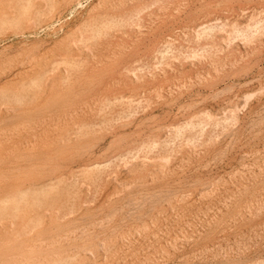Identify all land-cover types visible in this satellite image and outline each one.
Listing matches in <instances>:
<instances>
[{"label":"rangeland","instance_id":"1","mask_svg":"<svg viewBox=\"0 0 264 264\" xmlns=\"http://www.w3.org/2000/svg\"><path fill=\"white\" fill-rule=\"evenodd\" d=\"M49 1L0 0V261L264 264V0Z\"/></svg>","mask_w":264,"mask_h":264},{"label":"bare ground","instance_id":"2","mask_svg":"<svg viewBox=\"0 0 264 264\" xmlns=\"http://www.w3.org/2000/svg\"><path fill=\"white\" fill-rule=\"evenodd\" d=\"M3 1H4V0H3ZM13 1H14V0H13ZM18 1H19V0H18ZM65 1H67V0H65ZM68 1H69V0H68ZM68 1H67V2H68ZM70 1H72V0H70ZM101 1H102V0H101ZM128 1H129V0H128ZM131 1H132V0H131ZM148 1H149V0H148ZM153 1H155V0H153ZM161 1H162V0H161ZM1 2H2V1H1ZM7 2H8V1H7ZM7 2H6V3H7ZM9 2H10V1H9ZM20 2H21V1H20ZM33 2H34V1H33ZM49 2H52V0L49 1ZM77 2H78V1H77ZM144 2H145V1H144ZM181 2H182V1H181ZM47 3H48V2H47ZM53 3H54V2H53ZM63 3H64V2H63ZM68 3H69V2H68ZM102 3H103V2H102ZM3 4H4V3H3ZM25 4H26V2H25ZM32 4H34V3H32ZM40 4H41V3H40ZM64 4L66 5V3H64ZM125 4H126V3H125ZM166 4H167V3H166ZM262 4H263V3H262ZM8 5H9V4H8ZM18 5H21V4H18ZM30 5H31V4H30ZM30 5H29V6H30ZM53 5H54V4H53ZM70 5H71V4H70ZM83 5H84V4H83ZM119 5H120V4H119ZM161 5H162V4H161ZM202 5H203V4H202ZM23 6H24V5H23ZM32 6H33V5H32ZM55 6H56V4H55ZM150 6H151V5H150ZM166 6H167V5H166ZM179 6H180V5H179ZM179 6H178V7H179ZM200 6H201V5H200ZM210 6H211V5H210ZM0 7H1V6H0ZM9 7H10V6H9ZM12 7H14V6H12ZM43 7H44V6H43ZM45 7H46V6H45ZM146 7H147V6H146ZM153 7H154V6H153ZM204 7H205V6H204ZM259 7H260V6H259ZM7 8H8V6H7ZM17 8H18V7H17ZM21 8H22V7H21ZM27 8H28V7H27ZM29 8H30V7H29ZM50 8H51V7H50ZM116 8H117V7H116ZM161 8H162V7H161ZM198 8H199V7H198ZM12 9H13V8H12ZM41 9H42V8H41ZM53 9H54V7H53ZM137 9H138V8H137ZM167 9H168V8H167ZM199 9H200V8H199ZM13 10H14V9H13ZM30 10H31V8H30ZM93 10H94V9H93ZM4 11H5V10H4ZM41 11H42V10H41ZM45 11L48 12V10H45ZM49 11H50V10H49ZM164 11H165V10H164ZM21 12H22V11H21ZM39 12H40V11H39ZM51 12H52V11H51ZM145 12H146V11H145ZM166 12H167V11H166ZM193 12H194V11H193ZM31 13H32V12H31ZM132 13H133V12H132ZM175 13H176V12H175ZM241 13H242V12H241ZM253 13H254V12H253ZM3 14H4V13H3ZM17 14H18V13H17ZM49 14H50V13H49ZM176 14H177V13H176ZM178 14H179V13H178ZM256 14H257V13H256ZM10 15H11V14H10ZM26 15H27V14H26ZM102 15H105V14H102ZM151 15H152V14H151ZM198 15H200V14H198ZM221 15H222V14H221ZM240 15H241V14H240ZM11 16H12V15H11ZM249 16H251V15H249ZM261 16H262V15H261ZM22 17H23V16H22ZM30 17H31V16H30ZM30 17H29V18H30ZM57 17H58V16H57ZM95 17H97V16H95ZM98 17H99V15H98ZM108 17H110V15H108ZM111 17H113V16H111ZM195 17H196V16H195ZM236 17H237V16H236ZM263 17H264V16H263ZM0 18H1V17H0ZM24 18H25V17H24ZM101 18H102V16H101ZM114 18H115V17H114ZM122 18H123V17H122ZM162 18H163V17H162ZM239 18H240V17H239ZM248 18H249V17H248ZM1 19H2V18H1ZM3 19H6V18H3ZM15 19H16V17H15ZM25 19H26V18H25ZM91 19H92V18H91ZM103 19H104V18H103ZM125 19L128 20V18H125ZM212 19H213V18H212ZM6 20H7V19H6ZM9 20H10V19H9ZM31 20H32V19H31ZM89 20H90V19H89ZM94 20H95V19H93V21H94ZM97 20H98V19H97ZM217 20H218V18H217ZM3 21H4V20H3ZM23 21H24V20H23ZM27 21H28V20H27ZM27 21H24V22H27ZM107 21H108V20H107ZM137 21H138V20H137ZM192 21H193V20H192ZM203 21H205V20H203ZM208 21H209V20H208ZM11 22H13V21H11ZM20 22H22V21H20ZM37 22H38V21H37ZM118 22H119V21H118ZM134 22H135V21H134ZM8 23H9V21H8ZM35 23H36V22H35ZM81 23H82V22H81ZM191 23H192V22H191ZM195 23H196V22H195ZM212 23H213V22H212ZM13 24H14V23H13ZM13 24L11 23V27H14ZM23 24H24V23H23ZM41 24H42V23H41ZM82 24H83V23H82ZM84 24H85V23H84ZM84 24H83V25H84ZM93 24H95V23H93ZM100 24H101V23H100ZM192 24H193V23H192ZM226 24H227V23H226ZM5 25H6V24H5ZM19 25H21V23H20ZM25 25H26V24H25ZM30 25H31V23H30ZM39 25H40V24H39ZM86 25L88 26V24H86ZM90 25H91V24H90ZM90 25H89V26H90ZM27 26H28V25H27ZM31 26H32V25H31ZM81 26H82V25H81ZM84 26H85V25H84ZM245 26H246V25H245ZM0 27H1V26H0ZM21 27H22V26H21ZM109 27H110V26H109ZM117 27H118V26H117ZM131 27H132V26H131ZM202 27H203V26H202ZM9 28H10V27H9ZM18 28H19V27H18ZM27 28H28V27H27ZM95 28H96V27H95ZM127 28H128V27H127ZM190 28H191V27H190ZM3 29H4V27H3ZM118 29H119V28H118ZM243 29H244V28H243ZM9 30H10V29H9ZM21 30H22V28H21ZM84 30H85V29H84ZM86 30H87V29H86ZM111 30L113 31V29H111ZM115 30H117V29H115ZM136 30H137V29H136ZM190 30H191V29H190ZM18 31H19V30H18ZM5 32H6V31H5ZM108 32H109V31H108ZM83 33H84V32H83ZM102 33H103V32H102ZM106 33H107V32H106ZM110 33H111V32H110ZM74 34H75V33H74ZM90 34H91V33H90ZM114 34H115V33H114ZM177 34H178V33H177ZM181 34H182V33H181ZM195 34H196V33H195ZM262 34H263V33H262ZM79 35H80V34H79ZM101 35H102V34H101ZM108 35H109V34H108ZM65 36H66V35H65ZM67 36H68V35H67ZM71 36H72V35H71ZM85 36H86V35H85ZM123 36H124V35H123ZM195 36H196V35H195ZM210 36H211V35H210ZM82 38H83V37H82ZM105 38H106V37H105ZM109 38H110V37H109ZM66 39H67V38H66ZM66 39H65V40H66ZM78 39H79V38H78ZM83 39H84V38H83ZM182 39H183V38H182ZM258 40H259V39H258ZM61 41H62V40H61ZM95 41H96V40H95ZM226 41H227V40H226ZM62 42H63V41H62ZM92 42H93V41H92ZM105 42H106V41H105ZM197 42H198V41H197ZM89 43H90V42H89ZM174 43H175V42H174ZM60 44H61V43H60ZM83 44H84V42H83ZM83 44H81V45H83ZM93 44H94V42H93ZM93 44H92V45H93ZM172 44H173V43H172ZM108 45H109V44H108ZM82 47H83V46H82ZM85 47H86V46H84L83 48H85ZM98 47H99V46H98ZM119 47H120V46H119ZM146 47H147V46H146ZM161 47H162V46H161ZM262 47H263V46H262ZM91 48H92V47H91ZM92 49H93V48H92ZM172 49H173V48H172ZM174 49H175V48H174ZM185 49H186V48H185ZM188 49H189V48H188ZM122 50H123V48H122ZM80 51H81V50H80ZM92 51H93V50H92ZM170 51H172V50H170ZM183 51H184V50H183ZM216 51H217V50H216ZM81 52H82V51H81ZM87 52H89V51H87ZM188 52H189V51H188ZM78 53H79V52H78ZM173 53H174V52H173ZM68 55H69V54H68ZM85 55H86V53H85ZM152 55H153V54H152ZM216 55H217V54H216ZM87 56H88V55H87ZM119 56H120V55H119ZM124 56H126V55H124ZM177 56H178V55H177ZM229 56H230V55H229ZM244 56H245V55H244ZM91 57H92V55H91ZM151 57H152V56H151ZM181 57H182V56H181ZM190 57H191V56H190ZM210 57H211V56H210ZM239 57H240V56H239ZM3 58H4V57H3ZM67 58H68V57H67ZM72 58H73V57H72ZM182 58H183V57H182ZM47 59H48V58H47ZM76 59H77V58H76ZM61 60H62V59H61ZM71 60H72V59H71ZM79 60H80V59H79ZM84 60H85V59H84ZM196 60H197V59H196ZM198 60H200V59H198ZM204 60H205V59H204ZM219 60H220V59H219ZM244 60H245V59H244ZM11 61H12V58H11ZM43 61H44V60H43ZM193 61H194V60H193ZM5 62H7V61H5ZM48 62H49V61H48ZM54 62H55V61H54ZM54 62H53V63H54ZM65 62H66V61H65ZM68 62H69V61H68ZM76 62L78 63V60H77ZM76 62H75V63H76ZM135 62H136V61H135ZM176 62H177V61H176ZM184 62H185V61H184ZM12 63H13V62H12ZM79 63H80V62H79ZM79 63H78L77 65H79ZM84 63H85V62H84ZM99 63H100V62H99ZM181 63H182V61H181ZM190 63H191V62H190ZM7 64H8V63H7ZM43 64H44V63H43ZM239 64H240V63H239ZM4 65H5V64H4ZM4 65H3V66H4ZM9 65H10V64H9ZM75 65H76V64H75ZM84 65H85V64H84ZM100 65H101V64H100ZM133 65H134V64H133ZM221 65H222V64H221ZM55 66H56V65H55ZM222 66H223V65H222ZM65 67H66V66H65ZM71 67H72V64H71ZM82 67H83V66H82ZM133 67H134V66H133ZM147 67H148V66H147ZM166 67H167V66H166ZM166 67H165V68H166ZM200 67H201V66H200ZM230 67H231V66H230ZM5 68H6V67H5ZM8 68H9V66H8ZM39 68H40V67H39ZM242 68H243V67H242ZM249 68H250V67H249ZM3 69H4V68H3ZM40 69H41V68H40ZM54 69H55V68H54ZM56 69H57V68H56ZM124 69H125V68H124ZM232 69H233V68H232ZM1 70H2V68H1ZM4 70H5V69H4ZM28 70H29V68H28ZM67 70H68V69H67ZM161 70H162V69H161ZM244 70H245V69H244ZM247 70H248V68H247ZM57 71H58V70H57ZM2 72H3V71H2ZM4 72H5V71H4ZM46 72H47V71H46ZM51 72H52V71H51ZM58 72H59V71H58ZM72 72H74V71H72ZM213 72H216V71H213ZM224 72H225V71H224ZM224 72H223V73H224ZM0 73H1V72H0ZM44 73H45V72H44ZM160 73H161V72H160ZM201 73H202V72H201ZM39 74H40V73H39ZM39 74H38V75H39ZM42 74H43V73H42ZM50 74H51V73H50ZM70 74H71V73H70ZM75 74H76V73H75ZM81 74H84V73L82 72ZM33 75H34V74H33ZM73 75H74V74H73ZM179 75H180V74H179ZM218 75H219V74H218ZM263 75H264V74H263ZM34 76H35V75H34ZM40 76H41V75H40ZM197 76H198V75H197ZM15 77H16V76H15ZM88 77H89V76H88ZM29 78H30V77H29ZM32 78H33V77H32ZM32 78H31V79H32ZM39 78H40V77H39ZM60 78H62V77H60ZM140 78H141V77H140ZM140 78H139V79H140ZM195 78H196V77H195ZM199 78H200V77H199ZM46 79H47V78H46ZM62 79H63V78H62ZM108 79H109V78H108ZM208 79H209V78H208ZM26 80H27V79H26ZM90 80H91V79H90ZM186 80H187V79H186ZM196 80H197V79H196ZM202 80H203V79H202ZM17 81H18V80H17ZM66 81H67V80H66ZM92 81H93V80H92ZM95 81H96V80H95ZM99 81H100V80H99ZM11 82H12V81H11ZM13 82H14V81H13ZM13 82H12V83H13ZM21 82H22V81H21ZM45 82H46V80H45ZM64 82H65V81H64ZM100 82H102V81H100ZM136 82H137V81H136ZM197 82H198V81H197ZM202 82H204V81H202ZM15 83H16V81H15ZM26 83H27V82H26ZM42 83H43V81H42ZM42 83H41V84H42ZM66 83H68V82H66ZM89 83H90V82H89ZM97 83H98V82H97ZM24 84H25V82H24ZM37 84H38V83H37ZM51 84H52V83H51ZM54 84H55V83H54ZM87 84H88V83H87ZM117 84H118V83H117ZM187 84H188V83H187ZM191 84H192V82H191ZM197 84H198V83H197ZM197 84H196V85H197ZM199 84H201V83H199ZM10 85H11V84H10ZM57 85H58V84H57ZM65 85H66V84H65ZM65 85H64V87H65ZM68 85H69V84H68ZM84 85H85V84H84ZM88 85H89V84H88ZM0 86H1V85H0ZM51 86H52V85H51ZM53 86H54V85H53ZM242 86H243V85H242ZM7 87H8V86H7ZM11 87H12V85H11ZM17 87H19V86H17ZM55 87H57V86L55 85ZM68 87H69V86H68ZM92 87H93V85H92ZM182 87H183V86H182ZM190 87H191V86H190ZM20 88H21V87H20ZM34 88H35V87H34ZM65 88H66V87H65ZM65 88H64V89H65ZM94 88H95V87H94ZM137 88H138V87H136V89H137ZM238 88H239V87H238ZM1 89H2V88H1ZM39 89H40V88H39ZM74 89H75V88H74ZM131 89H133V88H130V90H131ZM136 89H135V90H136ZM143 89H144V88H143ZM145 89H147V88H145ZM153 89H154V88H153ZM18 90H19V89H18ZM25 90H26V89H25ZM25 90H24V92L26 93ZM43 90H44V89H43ZM69 90H70V89H69ZM92 90H93V89H92ZM139 90H141V89H138V91H139ZM221 90H222V89H221ZM6 91H7V90H6ZM11 91H13V90H11ZM30 91H32V90H30ZM63 91H65V90H63ZM67 91H68V90H67ZM150 91H151V90H150ZM150 91H149V92H150ZM229 91H230V90H229ZM4 92H5V91H4ZM22 92H23V91H22ZM36 92H37V91H36ZM99 92H100V91H99ZM117 92H118V91H117ZM130 92H131V91H130ZM149 92H148V93H149ZM153 92H154V90H153ZM153 92H152V93H153ZM160 92H161V91H160ZM219 92H220V91H219ZM11 93H12V92H10V94H11ZM32 93H34V92L32 91ZM49 93H50V92H49ZM94 93H95V92H94ZM96 93H97V92H96ZM96 93H95V94H96ZM168 93H169V92H168ZM228 93H229V92H228ZM246 93H247V92H246ZM14 94H15V93H14ZM71 94H72V93H71ZM212 94H213V93H212ZM214 94H215V93H214ZM225 94H226V93H225ZM0 95H1V94H0ZM21 95H22V94H21ZM54 95H55V94H54ZM54 95H53V96H54ZM82 95H83V94H82ZM129 95H130V94H129ZM129 95H128V96H129ZM154 95H155V93H154ZM8 96H9V94H8ZM23 96H25V95H23ZM57 96H58V94H57ZM94 96H95V95H94ZM98 96H99V95H98ZM118 96H119V94H118ZM118 96H117V97H118ZM120 96H121V94H120ZM126 96H127V95H126ZM128 96H127V98H129ZM142 96H143V94L141 95V97H142ZM156 96H157V95H156ZM249 96H250V95H249ZM252 96H253V94H252ZM1 97H2V96H1ZM25 97H26V96H25ZM28 97H29V95H28ZM58 97H59V96H58ZM75 97H76V95H75ZM95 97H96V96H95ZM105 97H106V96H105ZM112 97H113V96H112ZM130 97H131V96H130ZM134 97H136V96H133V98H134ZM137 97H139V96H137ZM137 97H136V98H137ZM143 97H144V96H143ZM204 97H205V96H204ZM245 97H247V96H245ZM245 97H244V98H245ZM10 98H11V97H10ZM30 98H31V96H30ZM48 98H49V97H48ZM107 98H109V97H107ZM123 98H124V97H123ZM136 98H135V99H136ZM205 98H206V97H205ZM244 98H243V99H244ZM1 99H2V98H1ZM23 99H24V98H23ZM25 99H26V98H25ZM33 99H34V98H33ZM46 99H47V97H46ZM111 99H112V98H111ZM2 100H3V99H2ZM15 100H16V98H15ZM65 100H66V99H65ZM65 100H64V101H65ZM208 100H209V99H208ZM214 100H215V99H214ZM238 100H239V99H238ZM240 100H241V99H240ZM248 100H250V99H248ZM22 101H23V100H22ZM27 101H28V100H27ZM27 101H25V102L27 103ZM33 101H34V100H33ZM33 101H32V103H33ZM58 101H59V100H58ZM67 101H68V100H67ZM70 101H71V100H70ZM100 101H101V99H100ZM100 101H98V103H99ZM102 101H103V100H102ZM102 101H101V102H102ZM136 101H137V100H136ZM236 101H237V100H236ZM242 101H243V100H242ZM5 102H6V100H5ZM5 102H4V103H5ZM10 102H11V100H10ZM35 102H36V101H35ZM54 102H55V101H54ZM245 102H246V101H245ZM11 103H12V102H11ZM29 103H30V102H29ZM60 103H61V102H60ZM124 103H125V102H124ZM199 103H200V102H199ZM243 103H244V102H243ZM9 104H10V103H9ZM18 104H19V103H18ZM20 104H21V103H20ZM20 104H19V105H20ZM24 104H25V103H24ZM42 104H43V103H42ZM58 104H59V103H58ZM73 104H75V103H73ZM73 104H72V105H73ZM81 104H82V103H81ZM93 104H94V103H93ZM93 104H92V105H93ZM144 104H145V103H144ZM234 104H235V103H234ZM1 105H2V103H1ZM19 105H18V106H19ZM27 105H28V104H27ZM32 105H33V104H32ZM44 105H45V104H44ZM44 105H43V106H44ZM47 105H48V104H47ZM66 105H67V104H66ZM84 105H85V103H84ZM88 105H89V104H88ZM88 105H85V106H88ZM96 105H97V104H96ZM98 105H99V104H98ZM153 105H154V104H153ZM22 106H23V105H22ZM74 106H75V105H74ZM74 106H73V107H74ZM89 106H90V105H89ZM126 106H127V105H126ZM15 107H16V106H15ZM20 107H21V106H20ZM24 107H25V106H24ZM28 107H29V106H28ZM37 107H38V106H37ZM45 107H46V105H45ZM94 107L97 108V106H95V105H94ZM101 107H102V106H101ZM142 107H143V105H142ZM0 108H1V107H0ZM22 108H23V107H22ZM38 108H39V107H38ZM43 108H44V107H43ZM80 108H81V107H80ZM89 108H90V107H89ZM124 108H126V107H124ZM124 108H123V109H124ZM193 108H194V107H193ZM234 108H235V107H234ZM244 108H245V107H244ZM28 109H29V108H28ZM46 109H47V108H46ZM61 109H62V108H61ZM63 109H64V108H63ZM84 109H86V108H84ZM115 109H116V108H115ZM120 109H121V108H120ZM32 110H33V109H32ZM40 110H41V109H40ZM59 110H60V109H59ZM77 110H78V109H77ZM137 110H138V109H137ZM235 110H236V108H235ZM235 110H234V111H235ZM29 111H30V109H29ZM29 111H28V112H29ZM88 111H89V109H88ZM116 111H117V110H116ZM118 111H119V110H118ZM231 111H232V110H231ZM36 112H37V111H36ZM73 112H74V111H73ZM76 112H77V111H76ZM79 112H82V111L79 110ZM89 112H90V111H89ZM93 112H94V110H93ZM113 112H114V111H113ZM120 112H121V111H120ZM141 112H142V111H141ZM238 112H239V111H238ZM13 113H14V112H13ZM56 113H57V112H56ZM58 113H59V112H58ZM60 113H61V112H60ZM64 113H65V112H64ZM84 113H85V112H84ZM94 113H95V112H94ZM114 113H115V112H114ZM239 113H240V112H239ZM250 113H251V112H250ZM25 114H26V113H25ZM29 114H30V112H29ZM33 114H34V113H33ZM36 114H37V113H36ZM85 114H86V113H85ZM111 114H112V113H111ZM222 114H223V113H222ZM23 115H24V113H23ZM27 115H28V113H27ZM31 115H32V114H31ZM49 115H50V114H49ZM61 115H62V114H61ZM96 115H97V114H96ZM96 115H95V116H96ZM244 115H245V114H244ZM255 115H256V114H255ZM35 116H37V115H35ZM57 116H58V115H57ZM100 116H101V115H100ZM30 117H31V116H30ZM68 117H70V116H68ZM71 117H72V116H71ZM75 117H76V116H75ZM91 117H93V116H91ZM114 117H115V115H114ZM153 117H154V116H153ZM255 117H256V116H255ZM3 118H4V117H3ZM23 118H24V116H23ZM25 118H26V117H25ZM55 118L58 119V117H55ZM61 118H62V117H61ZM73 118H74V117H73ZM98 118H99V117H98ZM98 118H96V119H98ZM193 118H194V117H193ZM212 118H213V117H212ZM21 119H22V118H21ZM43 119H44V118H43ZM46 119H48V118H46ZM50 119H51V118H50ZM50 119H49V120H50ZM52 119H53V117H52ZM64 119H65V118H64ZM69 119H71V118H69ZM99 119H100V118H99ZM32 120H33V119H32ZM37 120H38V119H37ZM62 120H63V119H62ZM88 120H89V119H88ZM93 120H95V117H94ZM188 120H190V119H188ZM22 121H23V120H22ZM29 121H30V120H29ZM56 121H57V120H56ZM56 121H55V122H56ZM58 121H60V120H58ZM72 121H73V120H72ZM96 121H97V120H96ZM99 121H100V120H99ZM141 121H142V120H141ZM255 121H256V120H255ZM31 122H32V121H31ZM38 122H39V120H38ZM43 122H44V121H43ZM47 122H48V121H47ZM52 122H53V121H52ZM55 122H54V123H55ZM69 122H71V121H69ZM79 122H80V119H79ZM85 122H86V121H85ZM97 122H98V121H97ZM253 122H254V121H253ZM27 123H28V122H27ZM36 123H37V122H36ZM44 123H45V122H44ZM82 123H83V121H82ZM86 123H87V122H86ZM88 123H89V122H88ZM90 123H91V121H90ZM95 123H96V122H95ZM124 123H125V122H124ZM259 123H260V122H259ZM22 124H25V123L22 122ZM30 124H31V123H30ZM60 124H61V123H60ZM63 124H64V123H63ZM66 124H67V122H66ZM79 124H80V123H79ZM79 124H78V125H79ZM92 124H93V123H92ZM170 124H171V123H170ZM56 125H58L57 122H56ZM56 125H55V126H56ZM71 125H72V123H71ZM73 125H74V124H73ZM78 125H77V126H78ZM4 126H6V125H4ZM10 126H11V125H10ZM16 126H17V125H16ZM16 126H15V127H16ZM27 126H28V125H27ZM64 126H65V125H64ZM67 126H68V125H66V127H67ZM8 127H9V126H8ZM25 127H26V125H25ZM33 127H36V125L33 126ZM33 127H29V128H33ZM45 127H47V125H46ZM71 127H72V126H71ZM115 127H116V126H115ZM16 128H17V127H16ZM53 128H54V126H53ZM56 128H57V127H56ZM61 128H62V127H61ZM72 128H73V127H72ZM157 128H158V127H157ZM166 128H167V127H166ZM249 128H250V127H249ZM256 128H257V127H256ZM263 128H264V127H263ZM5 129H6V128H5ZM50 129H51V128H50ZM68 129H71V128L68 127ZM260 129H261V128H260ZM14 130H15V129H14ZM17 130H18V129H17ZM57 130H58V129H57ZM59 130H60V129H59ZM76 130H77V129H76ZM116 130H117V129H116ZM0 131H1V130H0ZM28 131H29V130H28ZM66 131H67V129H66ZM70 131H72V130H70ZM70 131H69V132H70ZM166 131H167V130H166ZM251 131H252V130H251ZM2 132H3V131H2ZM4 132H5V130H4ZM14 132H15V131H14ZM24 132H25V131H24ZM44 132H45V131H44ZM54 132H56V131H54ZM61 132H62V130H61ZM72 132H74V131H72ZM84 132H85V131H84ZM86 132H87V131H86ZM7 133H8V132H7ZM15 133H16V132H15ZM35 133H37V132H35ZM42 133H43V132H42ZM45 133H46V132H45ZM50 133H51V132H50ZM63 133H65V132L63 131ZM137 133H138V132H137ZM141 133H142V132H141ZM16 134H17V133H16ZM51 134H53V133H51ZM55 134H56V133H55ZM167 134H168V133H167ZM29 135H30V134H29ZM34 135H36V134H34ZM34 135H33V136H34ZM38 135H39V134H38ZM42 135H43V134H42ZM61 135H62V134H61ZM61 135H60V136H61ZM75 135H76V134H75ZM125 135H126V134H125ZM132 135H133V134H132ZM31 136H32V135H31ZM65 136H66V135H65ZM70 136H71V135H70ZM241 136H242V135H241ZM44 137H45V136H44ZM47 137L49 138V136H47ZM56 137H59V136H55L54 139H55ZM32 138H33V137H32ZM38 138L41 139V137H38ZM52 138H53V137H52ZM61 138H64V137H61ZM65 138H66V137H65ZM74 138H75V137H74ZM130 138H131V137H130ZM136 138H137V137H136ZM138 138H139V137H138ZM170 138H171V137H170ZM44 139H45V138H44ZM59 139H60V138H59ZM82 139H83V138H82ZM114 139H115V138H114ZM117 139H118V138H117ZM121 139H122V138H121ZM229 139H230V138H229ZM4 140H6V139H4ZM26 140H27V139H26ZM26 140H24V141L26 142ZM38 140H39V139H38ZM46 140H47V139H46ZM51 140H52V139H51ZM55 140H56V139H55ZM73 140H74V139H73ZM168 140H169V139H168ZM223 140H224V139H223ZM28 141H29V140H28ZM39 141H40V140H39ZM41 141H42V140H41ZM43 141H44V140H43ZM52 141H53V140H52ZM60 141H61V140H60ZM93 141H94V140H93ZM93 141H92V142H93ZM95 141H96V139H95ZM7 142H8V141H7ZM33 142H34V140H33ZM35 142H37V141H35ZM35 142H34V143H35ZM50 142H51V141H50ZM64 142H65V141H64ZM97 142H98V141H97ZM109 142H110V141H109ZM133 142H134V141H133ZM156 142H157V141H156ZM26 143H27V142H26ZM26 143H25V144H26ZM51 143H52V142H51ZM57 143H58V141H57ZM76 143H77V142H76ZM120 143H121V142H120ZM31 144H32V143H31ZM49 144H50V143H49ZM54 144H56V143H54ZM84 144H85V143H84ZM116 144H117V143H116ZM227 144H228V143H227ZM239 144H240V143H239ZM33 145H34V144H33ZM39 145H40V144H39ZM50 145H51V144H50ZM56 145H57V144H56ZM56 145H55V147H56ZM63 145H64V144H63ZM114 145H115V144H114ZM129 145H130V144H129ZM139 145H140V144H139ZM139 145H138V146H139ZM236 145H237V144H236ZM23 146H24V145H23ZM42 146H43V145H42ZM44 146H45V145H44ZM52 146H53V145H52ZM52 146H51V147H52ZM69 146H70V145H69ZM71 146H72V145H71ZM145 146H146V145H145ZM26 147H27V146H26ZM53 147H54V146H53ZM226 147H227V146H226ZM31 148H32V147H31ZM36 148H37V146H35V149H36ZM40 148H41V147H40ZM47 148H49V145L47 146ZM80 148H81V147H80ZM185 148H186V147H185ZM23 149H24V148H23ZM44 149H45V151H46V147H45ZM44 149H42V150H44ZM49 149H50V148H49ZM67 149H68V148H67ZM67 149H66V150H67ZM82 149H83V148H82ZM38 150H39V149H38ZM54 150H55V149H54ZM54 150H53V151H50V152L53 153V152L56 151V150H55V151H54ZM72 150H73V149H72ZM111 150H112V148H111ZM120 150H121V149H120ZM120 150L118 149V151H120ZM122 150H123V149H122ZM164 150H165V149H164ZM178 150H179V149H178ZM33 151H35V150L33 149ZM57 151H58V149H57ZM61 151H62V150H61ZM76 151H77V149H76ZM78 151H79V150H78ZM78 151H77V153H76L77 155H78ZM102 151H105V149L102 150ZM102 151H101V152H102ZM108 151H109V150H108ZM193 151H194V150H193ZM193 151H192V152H193ZM6 152H7V151H6ZM6 152H5V154H6ZM50 152H48V153L51 154ZM64 152H65V150H64ZM74 152H75V150H74ZM101 152H100V155H98L99 157H100L103 153H104V154L106 153V152H103V153H101ZM111 152H112V151H111ZM121 152H122V151H121ZM121 152H120V154H121ZM8 153H9V152H8ZM8 153H7V154H8ZM38 153H40V152H38ZM41 153H42V152H41ZM44 153L46 154L47 152H43V154H44ZM67 153L69 154V153H71V151L69 150V152L67 151ZM67 153H66V154H67ZM86 153H87V152H86ZM86 153H85L84 155H86ZM114 153H115V151H114ZM114 153H113V154H114ZM122 153H123V152H122ZM200 153H201V152H200ZM9 154H10V153H9ZM9 154H8V155H9ZM35 154H37V152H36ZM45 154H44V155L41 154V155H42V156H45ZM54 154H55V153H53V155H54ZM59 154H60V152H59ZM68 154H67V155H68ZM73 154H74V153H73ZM73 154H72V155H73ZM76 154H75V155H76ZM80 154H82V153H80ZM80 154H79V155H80ZM89 154H90V152H89ZM113 154H112V156H113ZM194 154H195V153H194ZM33 155H34V154H33ZM39 155H40V154H39ZM53 155H51V156L53 157ZM62 155H63V152H62ZM67 155H66V156H67ZM69 155H70V154H69ZM84 155H83V156H84ZM142 155H143V154H142ZM145 155H146V154H145ZM196 155H197V154H196ZM222 155H223V154H222ZM48 156L50 157V155L47 154L46 157H48ZM59 156H60V155H59ZM59 156L56 155L57 158H58ZM63 156H64V155H63ZM63 156H62V157H63ZM70 156H71V155H70ZM83 156H82V157H83ZM87 156H88V155H87ZM108 156H110V155L108 154ZM188 156H189V155H188ZM216 156H217V155H216ZM218 156H219V155H218ZM0 157H1V154H0ZM3 157H4V156H3ZM8 157H9V156H8ZM8 157H7V158H8ZM31 157H32V156H31ZM36 157H37V156H36ZM56 157L54 156L53 159H50V158H48V159H50V161H51V160H53V161H54V160L60 161V160L56 159ZM62 157H61V158H62ZM68 157H69V156H68ZM77 157H78V156H77ZM77 157H75V159H76ZM95 157H96V155H95ZM103 157H104V156H103ZM113 157H114V156H113ZM54 158H55V159H54ZM61 158H59V159H61ZM66 158H67V157H66ZM69 158H70V157H69ZM72 158H73V157H72ZM101 158H102V157H101ZM108 158H109V157H108ZM186 158H187V157H186ZM1 159H2V158H1ZM3 159H4V158H3ZM63 159H64V158H63ZM63 159H61V160H63ZM73 159H74V158H73ZM88 159H89V158H88ZM95 159H96V158H95ZM104 159H105V158H104ZM106 159H107V158H106ZM5 160H6V158H5ZM46 160H47V158H46ZM46 160H45V158H44L43 161L45 162ZM68 160H69V159H68ZM68 160L66 159V161H68ZM164 160H165V159H164ZM164 160H163V162H164ZM215 160H216V159H215ZM37 161H38V160H37ZM53 161H52V163H53ZM63 161H65V159H64ZM70 161H72V160H69L68 162L70 163ZM100 161H101V160H100ZM112 161H113V160H112ZM155 161H157V160H155ZM158 161H159V160H158ZM160 161H161V160H160ZM1 162H2V161H1ZM12 162H13V161H12ZM38 162L41 163L42 161L40 162V160H39ZM61 162H62V161H61ZM72 162H73V161H72ZM76 162H77V161H76ZM104 162H105V160H104ZM148 162H149V161H148ZM153 162H154V161H153ZM161 162H162V161H161ZM165 162H166V161H165ZM14 163H15V162H14ZM42 163H43V162H42ZM45 163H46V162H45ZM48 163H49V162H48ZM48 163H47V164H48ZM52 163H51V164H52ZM55 163H56V162H55ZM88 163H90V162H88ZM185 163H186V162H185ZM224 163H225V162H224ZM15 164H16V163H15ZM19 164H21V163H19ZM47 164H44V166L47 165ZM51 164H49V165H51ZM57 164H59V163L57 162ZM57 164H55L56 167H57ZM165 164H166V163H165ZM165 164H164V165H165ZM217 164H218V163H217ZM225 164H226V163H225ZM2 165H3V163H2ZM4 165H6V164H4ZM10 165H12L11 162H10ZM10 165H9V166H10ZM34 165H35V164H34ZM38 165H39V164H38ZM49 165H47V166H48L47 168H49ZM52 165H53V164H52ZM52 165H51V166H52ZM73 165H74V163H73ZM207 165H208V164H207ZM223 165H224V164H223ZM262 165H263V164H262ZM36 166H37V165H36ZM42 166H43V165H41V167H42ZM66 166H68V165H66ZM127 166H128V165H127ZM175 166H176V165H175ZM205 166H206V165H205ZM205 166H202V167L204 168ZM208 166H209V165H208ZM14 167H15L16 169H13V170H14V171H13L12 168H11L10 172H15V170L17 171V168H18V167H16V166H14ZM54 167H55V166H54ZM58 167H59V166H58ZM84 167H85V166H84ZM124 167H125V166H124ZM258 167H259V166H258ZM22 168H23V167H22ZM44 168H45V167H44ZM51 168L54 170V172L57 171V170H55V168H53V167H51ZM51 168H49V169L51 170ZM63 168H64V167H63ZM65 168H66V167H65ZM68 168H69V167H68ZM78 168H79V167H78ZM38 169H40V168H38ZM59 169H60V168H59ZM59 169H58V171H59ZM71 169H72V167H71ZM71 169H69V170L71 171ZM75 169H76V168H75ZM4 170H5V169H4ZM6 170H7V172H8L9 169H6ZM22 170H24V169H22ZM22 170H21V171H22ZM41 170H42V169H41ZM50 170H49V171L46 170V173H47V172L49 173ZM53 170H52V173L50 174V176H51L52 174H54V173H53ZM61 170H64V169H61ZM61 170H60V171H61ZM65 170H66V169H65ZM69 170H68V171H69ZM168 170H169V169H168ZM256 170H257V169H256ZM60 171H59V172H60ZM68 171H67V172H68ZM70 171H69V172H70ZM77 171H78V170H77ZM79 171H80V170H79ZM81 171H82V170H81ZM87 171H88V170H87ZM18 172H19V170H18ZM28 172H29V171H28ZM34 172H35V171H34ZM42 172H43V170H42ZM59 172H57V173H59ZM73 172H74V171H73ZM73 172H70V175H71V173L73 174ZM159 172H160V171H159ZM23 173H24V172H23ZM23 173H22V174H23ZM26 173H27V172H26ZM29 173H30V172H29ZM38 173H41V172L39 171ZM44 173H45V172H44ZM46 173H45V175H47ZM61 173H62V172H61ZM61 173H60V174H61ZM74 173H75V172H74ZM129 173H130V172H129ZM171 173H172V172H171ZM9 174H12V173H9ZM16 174H17V173H16ZM33 174H34V173H33ZM67 174H68V173H67ZM67 174H66V175H67ZM14 175H15V174H14ZM14 175H12V176H14ZM17 175H18V174H17ZM20 175H21V174H20ZM20 175H18V176H20ZM25 175H26V174H25ZM28 175H29V174H27V177H28ZM36 175L38 176L39 174H36ZM61 175H63V174H61ZM70 175H69V176H70ZM177 175H178V174H177ZM252 175H253V174H252ZM3 176H4V175H2V177H3ZM8 176H9V175H7V177H8ZM31 176H32V175H31ZM31 176L29 175V177L32 179ZM57 176H58V175H57ZM59 176H60V175H59ZM75 176H76V175H75ZM4 177H5V176H4ZM16 177H17V176H15V177H13V178H16ZM29 177H28V178H29ZM33 177H34V176H33ZM40 177H41V176H40ZM53 177H54V176H53ZM113 177H114V176H113ZM5 178H6V177H5ZM8 178H9V179H8ZM8 178H6L5 180H10V179H11V182H12V178H10V176H9ZM19 178H21V177H19ZM28 178L26 179V178L24 177V179L27 180V182L24 180V182H26L27 185H29L28 182H30V181L28 180ZM37 178H39V177H36V179H37ZM43 178H45V177H42V179H43ZM46 178H47V177H46ZM70 178H71V177H70ZM155 178H156V177H155ZM0 179H3V178H0ZM31 179H30V180H31ZM36 179L31 180V181L35 182ZM53 179H55V178H53ZM56 179H57V178H56ZM157 179H158V178H157ZM3 180H4V179H3ZM16 180H19V179L17 178ZM37 180H38V182L41 181L40 178L37 179ZM37 180H36V181H37ZM61 180H62V179H61ZM70 180H71V179H70ZM164 180H165V179H164ZM179 180H180V179H179ZM179 180H178V181H179ZM20 181H21V180H20ZM22 181H23V180H22ZM176 181H177V180H176ZM3 182L7 183L8 181H7V182H6V181H3ZM15 182H16V181H15V179H14V183H15ZM18 182H19V181H18ZM113 182H114V181H113ZM167 182H168V181H167ZM1 183H2V182H1ZM35 183H36V182H35ZM54 183H55V182H54ZM160 183H161V182H160ZM16 184H17V183H16ZM18 184H19V183H18ZM24 184H25V183H24ZM31 184H32V182H31ZM40 184H41V183H40ZM40 184H39V185H40ZM46 184H47V183H46ZM154 184H155V183H154ZM164 184H165V183H164ZM171 184H172V183H171ZM21 185H22V184H21ZM21 185H20V187H21ZM34 185H35V184H34ZM47 185H48V184H47ZM51 185H52V184H51ZM61 185H63V183H62ZM128 185H129V184H128ZM135 185H136V184H135ZM145 185H146V184H145ZM6 186H7V185H6ZM13 186H14V185H13ZM17 186L19 187V185H17ZM22 186H23V185H22ZM37 186H38V185H37ZM205 186H206V185H205ZM3 187H4V186H3ZM3 187H2V188H3ZM10 187H12V186H10ZM10 187H9V188H10ZM14 187H16V185H15ZM14 187H12V188H14ZM18 187H17V188H18ZM24 187H27V186H24ZM81 187H82V186H81ZM5 188L7 189V187H5ZM9 188H8V191H9ZM12 188H10V191L12 190L11 192H13V189H12ZM17 188H16V189H17ZM30 188H31V186H30ZM36 188H37V187H36ZM77 188H78V187H77ZM79 188H80V187H79ZM87 188H88V187H87ZM92 188H93V187H92ZM201 188H202V187H201ZM14 189H15V188H14ZM19 189H20V188H19ZM25 189H26V188H25ZM31 189H32V188H31ZM63 189H64V188H63ZM63 189H62V190H63ZM190 189H192V188H190ZM28 190H30V189H28ZM47 190H48V189H47ZM69 190H70V189H69ZM196 190H197V189H196ZM208 190H209V189H208ZM15 191H16V190H15ZM18 191H19V190H18ZM59 191H60V190H59ZM59 191H58V192H59ZM80 191H81V190H80ZM90 191H91V187H90ZM170 191H171V190H170ZM3 192H4V191H3ZM6 192H7V191H6ZM6 192H5V193H6ZM93 192H94V191H93ZM59 193H60V192H59ZM78 193H79V192H78ZM78 193H77V194H78ZM81 193H82V192H81ZM6 194H7V193H6ZM8 194H9V193H8ZM8 194H7V195H8ZM52 194H53V193H52ZM68 194H69V193H68ZM84 194H85V193H84ZM0 195H1V194H0ZM2 195H3V193H2ZM4 195H5V194H4ZM30 195H31V194H30ZM48 195H49V194H48ZM51 196H52V195L50 194V197H51ZM78 196H79V195H78ZM81 196H82V195H80V198H81ZM152 196H153V195H152ZM157 196H158V195H157ZM1 197H4V196H1ZM9 197H10V196H9ZM17 197H18V194H17ZM28 197H29V196H28ZM52 197L55 198L56 196H55V197L52 196ZM52 197H51V199H53ZM59 197H60V196H59ZM59 197H58L57 199H59ZM6 198H7V197H6ZM29 198H30V197H29ZM32 198H34V196H33ZM62 198H63V196H62ZM65 198H66V197H65ZM71 198H72V197H71ZM71 198H70V199H71ZM176 198H177V197H176ZM1 199H2V198H1ZM1 199H0V201H1ZM49 199H50V198H49ZM70 199H69V200H70ZM74 199H76V197H75ZM83 199H85V198H83ZM109 199H111V198H109ZM133 199H134V198H133ZM169 199H170V198H169ZM217 199H218V198H217ZM223 199H224V198H223ZM18 200H19V198H18ZM36 200H37V199H36ZM80 200H81V199H80ZM25 201H26V200H25ZM39 201H40V200H39ZM41 201H42V199H41ZM50 201H51V200H50ZM50 201H49V203H51ZM75 201H77V200H75ZM4 202H5V200H4ZM29 202H30V200H29ZM54 202H55V201H54ZM60 202H62V200H61ZM65 202H66V201H65ZM70 202H71V201H70ZM73 202H74V201H73ZM223 202H224V201H223ZM30 203H31V202H30ZM30 203H29V204H30ZM36 203H37V202H36ZM47 203H48V201H47ZM75 203H76V202H75ZM75 203H74V205H75ZM77 203H78V201H77ZM168 203H169V202H168ZM21 204H22V202H21ZM40 205L42 206L43 204H40ZM48 205H49V204H47L46 206L48 207ZM50 205H51V207H54V206H52V205H54V203H53V204H50ZM50 205H49V207H50ZM63 205H64V204H63ZM67 205H68V204H67ZM168 205H170V204H168ZM171 205H172V204H171ZM171 205H170V206H171ZM209 205H210V204H209ZM22 206H23V205H22ZM37 206H39V205H37ZM44 206H45V205H44ZM46 206H45V207H46ZM57 206H58V204H57ZM69 206H70V205H69ZM69 206H68V207H69ZM2 207H3V205H2ZM8 207H9V204H8V206H5V208H8ZM19 207H21V205H20ZM45 207H44V208H45ZM55 207H56V206H55ZM55 207H54V208H55ZM65 207H66V206H65ZM73 207H74V206H73ZM82 207H83V206H82ZM9 208H10V207H9ZM9 208H8V209H9ZM122 208H123V207H122ZM122 208H121V209H122ZM158 208H159V207H158ZM19 209H20V208H19ZM21 209H22V207H21ZM40 209H41V208H40ZM51 209H52V208H51ZM56 209H57V208H56ZM153 209H154V208H153ZM175 209H176V208H175ZM158 210H159V209H158ZM1 211H2V210H0V212H1ZM5 211H6V210H5ZM22 211H23V209H22ZM27 211H28V208H27ZM30 211H32V210H30ZM44 211H45V209H44ZM51 211H52V210H51ZM66 211H67V210H65V212H66ZM152 211H153V210H152ZM169 211H170V210H169ZM18 212H19V210H18ZM38 212H39V210H37V213H38ZM42 212H43V211H42ZM42 212H41V213H42ZM48 212H49V211H48ZM55 212H56V211H55ZM58 212L61 213L60 210H59ZM13 213H14V212H13ZM44 213H45V212H44ZM56 213H57V212H56ZM62 213L64 214V211H63ZM131 213H132V212H131ZM48 214H49V213H48ZM4 215H5V213H4ZM24 215H25V214H24ZM37 215H38V214H37ZM54 215H55V214H54ZM57 215H58V214H57ZM57 215H55V216H57ZM61 215H62V214H61ZM1 216H2V214H1ZM27 216H29V215H27ZM32 216H33V215H32ZM32 216H31V217H32ZM38 216H39V215H38ZM42 216H43V213H42ZM194 216H195V215H194ZM248 216H249V215H248ZM6 217H7V215H6ZM9 217H10V216H9ZM9 217H8V218H9ZM18 217H19V216H18ZM40 217H41V216H40ZM44 217H45V216H44ZM44 217H43L42 219H44ZM113 217H114V216H113ZM137 217H138V216H137ZM143 217H144V216H143ZM202 217H203V216H202ZM1 218H3V217H1ZM4 218H5V217H4ZM35 218H36V217H35ZM61 218H62V217H61ZM174 218H175V217H174ZM195 218H196V217H195ZM204 218H205V217H204ZM6 219H7V218H6ZM9 219H10V218H9ZM25 219H26V220H29V219L26 218V217H25ZM30 219H31V218H30ZM40 219H41V218H40ZM45 219H46V218H45ZM52 219H53V218H52ZM102 219H103V218H102ZM7 220H8V219H7ZM13 220H14V219H13ZM13 220H12V221H13ZM26 220H25V221H26ZM38 220H39V219H38ZM58 220H59V219H58ZM178 220H179V219H178ZM1 221L3 222L2 219H1ZM10 221H11V220H10ZM12 221H11V222H12ZM60 221H61V220H60ZM62 221H63V220H62ZM185 221H186V220H185ZM4 222H5V220H4ZM11 222H9V224H10ZM16 222H17V220H16ZM16 222H15L14 224H17ZM31 222H32V221H31ZM33 222H34V221H33ZM47 222H48V221H47ZM55 222H59V221H56V220H55ZM97 222H98V221H97ZM163 222H164V221H163ZM175 222H176V221H175ZM18 223L20 224V221H18ZM25 223H26V222H25ZM25 223H24V224H25ZM51 223L53 224V222H49L48 224L51 225ZM64 223H65V222H64ZM71 223H72V222H71ZM71 223H70V224H71ZM24 224H23V225H24ZM29 224H31V223H29ZM44 224H46V223H43V225H44ZM65 224H67V223H65ZM1 225H2V224H1ZM1 225H0V226H1ZM10 225H11V224H10ZM17 225H18V224H17ZM31 225H32V224H31ZM33 225H34V224H33ZM43 225H42V226H43ZM50 225H49V226H50ZM55 225H56V224H55ZM58 225H59V224H58ZM61 225H63V223H61ZM67 225H69V224H67ZM142 225H143V224H142ZM142 225H141V226H142ZM161 225H162V224H161ZM187 225H188V224H187ZM3 226H4V225H3ZM11 226H12V225H11ZM21 226H22V225H21ZM29 226H30V225H29ZM42 226H41V227H42ZM56 226H57V225H56ZM70 226H71V225H70ZM101 226H102V225H101ZM18 227H19V225H18ZM27 227H28V225H27ZM31 227H33V226H31ZM39 227H40V226H39ZM46 227H47V224H46L45 228H42V229L44 230V229H46ZM73 227H74V226H73ZM73 227H72V228H73ZM152 227H153V226H152ZM191 227H192V226H191ZM7 228H8V227H7ZM16 228H17V226H16ZM50 228H52V227H50ZM50 228H49V229H50ZM57 228H58V227H57ZM72 228H71V229H72ZM163 228H164V227H163ZM12 229H13V227H12ZM38 229H40V228H38ZM49 229H48V230H49ZM73 229H74V228H73ZM83 229H84V227H83ZM171 229H172V228H171ZM186 229H187V228H186ZM192 229H193V227H192ZM8 230H9V229H8ZM8 230H7V231H8ZM10 230H11V229H10ZM21 230H22V228H21ZM24 230H25V228H24ZM28 230H29V229H28ZM40 230H41V229H40ZM43 230H42V231H43ZM48 230L43 231L44 233H43V232H42V233L45 234V232L47 233ZM52 230H53V229H52ZM54 230H55V228H54ZM69 230H70V229H69ZM113 230H114V229H113ZM120 230H121V229H120ZM144 230H145V232L147 231L146 229H144ZM4 231H5V230H4V228H3V232H4ZM14 231H16V230H14ZM14 231H13V232H14ZM65 231H66V230H65ZM133 231H134V230H133ZM5 232H6V231H5ZM5 232H4V234H5ZM11 232H12V231H11ZM18 232H21V231L19 230ZM24 232H25V231H24ZM24 232H22V233H24ZM26 232H27V231H26ZM31 232H32V231H31ZM34 232H35V231H34ZM36 232H37V230H36ZM63 232H64V231H63ZM68 232H69V231H68ZM83 232H84V231H83ZM114 232H115V231H114ZM134 232H135V231H134ZM183 232H184V231H183ZM219 232H220V231H219ZM0 233H1V232H0ZM16 233H17V232H16ZM38 233H40V232H38ZM55 233H56V231H55ZM61 233H62V232H61ZM66 233H67V231H66ZM81 233H82V232H81ZM86 233H87V232H86ZM162 233H163V232H162ZM4 234H3V235H4ZM9 234H10V232H9ZM9 234L7 233L8 237H11ZM14 234H15V233H14ZM18 234H19V233H18ZM31 234H33V233H31ZM40 234H41V233H40ZM40 234H39V235H40ZM43 234H42V236H43ZM67 234H68V233H67ZM71 234H72V233H71ZM128 234H129V233H128ZM142 234H143V233H142ZM180 234H181V233H180ZM198 234H199V233H198ZM3 235L1 236V234H0V237H3ZM7 235L5 234V236H7ZM20 235H21V233H20ZM20 235H19V236H20ZM24 235H25V234H24ZM29 235H30V234H29ZM29 235H27V236H29ZM46 235H47V234H46ZM69 235H70V234H69ZM69 235H68V236H69ZM94 235H95V234H94ZM102 235H103V234H102ZM192 235H193V234H192ZM13 236H14V235H13ZM36 236H37V235H36ZM36 236H33V239H34V237L36 238ZM42 236L40 235V239L42 238V239L44 240V238H43ZM70 236H71V235H70ZM89 236H90V235H89ZM144 236H145V235H144ZM16 237H18V236H16ZM21 237H22V236H21ZM48 237H49V236H48ZM55 237H57V236H55ZM58 237H59V236H58ZM62 237H63V236H62ZM65 237H66V236H65ZM131 237H132V236H131ZM155 237H156V235H155ZM3 238H4V237H3ZM5 238H6V237H5ZM31 238H32V236H31ZM63 238H64V237H63ZM73 238H74V237H73ZM73 238H71V239L74 241V239L77 238V237H75L74 239H73ZM119 238H120V237H119ZM152 238H153V237H152ZM0 239H2V238H0ZM11 239H13V238H11ZM14 239H16V238H14ZM19 239H20V238H19ZM29 239H30V238H29ZM37 239H38V237H37ZM37 239H35V240H36L35 242H32V241L30 240L29 243H34V246H35V243L37 242ZM51 239H52V238H51ZM64 239H66V238H64ZM67 239H68V238H67ZM67 239H66V240H67ZM77 239H78V238H77ZM94 239H95V238H94ZM127 239H128V238H127ZM7 240H8V239H7ZM20 240H21L20 242L23 241V239H20ZM60 240H61V238H60ZM66 240H65V242H66ZM1 241H2V240H1ZM5 241H6V239H4V241H2V242H4V244L6 245L7 242H5ZM12 241H13V240H12ZM25 241H27V240H25ZM25 241L22 242V243L24 244ZM38 241H39V240H38ZM47 241H48V239H47ZM83 241H84V240H83ZM120 241H121V240H120ZM184 241H185V240H184ZM8 242H10V239H9ZM27 242H28V241H27ZM27 242H26V243H27ZM142 242H143V241H142ZM233 242H234V241H233ZM10 243H11V242H10ZM13 243H15V240H14ZM26 243H25V244H26ZM29 243H27V244H29ZM37 243H39V242H37ZM50 243H51V242H50ZM67 243H68V242H67ZM99 243H100V242H99ZM173 243H174V242H173ZM180 243H181V242H180ZM0 244H1V243H0ZM11 244H12V243H11ZM15 244H16V243H15ZM15 244H14L13 246H15ZM40 244H41V242H40ZM40 244H38V245H40ZM71 244H72V243H71ZM71 244H70V245H71ZM93 244H94V243H93ZM5 245H4V249H6V248L9 247L8 244H7L8 247H6ZM17 245H22V244H21V243H20V244L18 243ZM17 245H16V246H17ZM32 245H33V244H32ZM43 245H44V244H43ZM48 245H50V244H48ZM48 245H47V246H48ZM16 246H15V249H16ZM34 246H32V247H34ZM51 246H52V245H51ZM63 246H64V244H63ZM145 246H146V245H145ZM0 247H1V246H0ZM2 247H3V246H2ZM2 247H1V248H2ZM17 247L20 248L19 246H17ZM32 247H30V248H32ZM235 247H236V246H235ZM1 248H0V250H1ZM10 248H12V246H10ZM10 248H9V249H10ZM30 248H28V249H30ZM37 248H40V247L38 246ZM122 248H123V247H122ZM4 249H3V251H5ZM24 249L27 250V248H24ZM33 249H34V248H33ZM44 249H45V248H44ZM44 249H43V250H44ZM175 249H176V248H175ZM7 250H8V249H7ZM7 250H6V251H7ZM21 250H22V247H21ZM30 250H31V249H30ZM30 250H29V251H30ZM35 250H36V249H35ZM78 250H79V249H78ZM204 250H205V249H204ZM1 251H2V250H1ZM8 251H11V249L8 250ZM13 251H14V248H13ZM16 251H17V249H16ZM29 251H28V252H29ZM46 251H47V250H46ZM48 251H49V252H53V251H51V250H49V249H48ZM48 251L46 252V254L48 253ZM23 252H24V251H23ZM33 252H34V251H33ZM35 252H36V251H35ZM35 252H34V253H35ZM40 252H42L41 248H40ZM44 252H45V251H43V253H44ZM126 252H127V251H126ZM205 252H206V251H205ZM1 253H2V252H1ZM5 253H6V252H5ZM15 253H16V252H15ZM19 253H20V252H19ZM34 253H33V254H34ZM36 253H39V252L37 251ZM142 253H143V252H142ZM194 253H195V252H194ZM220 253H221V252H220ZM3 254H4V253H3ZM7 254H8V253H7ZM10 254H12V253H10ZM17 254H18V251H17ZM17 254H16V255H17ZM33 254H32V252H31V256H32ZM46 254H45V255H46ZM48 254H49V253H48ZM121 254H122V253H121ZM12 255H15V254L13 253ZM23 255H24V254H23ZM26 255L28 256L29 254H26ZM26 255H25V256H26ZM35 255H36V254H35ZM39 255H41V254H37L36 256H39ZM43 255H44V254H43ZM45 255H44V256H45ZM50 255H51V254H50ZM52 255L55 256L54 254H52ZM2 256H3V255H2ZM21 256H22V255H21ZM5 257H6V254H5ZM5 257H4V258H5ZM10 257H11V256H10ZM15 257H16V256H15ZM18 257H20V255L17 256V258H18ZM23 257H24V256H23ZM23 257H22V258H23ZM34 257H35V256H33V258H34ZM45 257H48V255H46ZM45 257H43V258H45ZM193 257H194V256H193ZM224 257H225V256H224ZM1 258H2V257H0V259H1ZM11 258H12V257H11ZM17 258H16V259H17ZM28 258L30 259L31 257L29 256ZM49 258H52V257L49 256ZM49 258H48V259H49ZM68 258H69V257H68ZM125 258H126V257H125ZM194 258H195V257H194ZM5 259H6V258H5ZM12 259H13V258H12ZM14 259H15V258H14ZM16 259H15V260H16ZM24 259H25V258H24ZM52 259H53V258H52ZM66 259H67V258H66ZM185 259H186V257H185ZM20 260H21V258H20ZM30 260H32V259H30ZM30 260H29V261H30ZM68 260H69V259H68ZM154 260H155V259H154ZM180 260H181V259H180ZM7 261H8V260H7ZM25 261H26V260H24V262H25ZM35 261H37V258H35ZM42 261H43V260H42ZM42 261H40V262H42ZM51 261H52V263H53V260H51ZM54 261H55V259H54ZM57 261H59V260H57ZM61 261H62V260H61ZM65 261H66V260H65ZM1 262H3V264H4V261H0V263H1ZM5 262H6V261H5ZM8 262H9V261H8ZM15 262H16V261H15ZM26 262H28V259H27ZM38 262H39V260H38ZM38 262L35 263V264H38ZM46 262H47V261H46ZM66 262H67V261H66ZM19 263H23V261H21V262H19ZM31 263H32V262H30L29 264H31ZM33 263H34V261H33ZM33 263H32V264H33ZM62 263H64V262H62ZM117 263H118V262H117ZM6 264H7V263H6ZM9 264H10V263H9ZM11 264H12V263H11ZM13 264H14V261H13ZM27 264H28V263H27ZM40 264H41V263H40ZM42 264H43V263H42ZM57 264H58V263H57Z\"/></svg>","mask_w":264,"mask_h":264}]
</instances>
